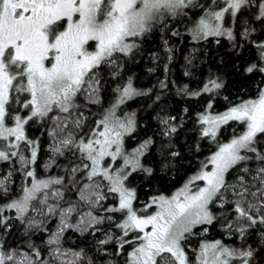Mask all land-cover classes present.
Wrapping results in <instances>:
<instances>
[{
	"label": "snow or ice",
	"instance_id": "snow-or-ice-1",
	"mask_svg": "<svg viewBox=\"0 0 264 264\" xmlns=\"http://www.w3.org/2000/svg\"><path fill=\"white\" fill-rule=\"evenodd\" d=\"M252 4L253 0H208L207 4L197 0H0V161L16 159L25 169V176L32 180L23 195L15 199L9 197L10 189L0 181V201H4L0 203V264H94L87 252L64 259L69 253L61 248L62 234L72 229L81 233L91 230L94 235L101 231L97 225L106 221L109 230L104 234L108 238L98 241L97 253L106 252L105 245L115 239L117 255L126 245L133 246L128 264H192L184 241L195 234L197 226L216 221L213 207L219 210L226 205L231 213L225 217L226 227L244 239L259 232V251L253 245L237 250L218 240L201 245L199 264H232L233 260L237 264H264V79L257 84V99L231 106L216 116L206 112L199 115L202 137L215 140L219 126L229 121L243 124L245 130L219 146L175 195H159L144 204L145 213L149 208L159 209L155 214H138L133 207L136 192L126 182L137 171L152 175L153 169L144 167L141 158L157 144L161 164L180 156L172 150V138L180 127L177 118L161 116L156 133L127 152L124 137L135 131V120H121L115 108L145 93L136 91L129 80L126 86L116 89V105L92 128L86 127L87 116L78 111L81 105L77 103L79 96L86 97L88 104L100 102L101 79L96 70L103 64H115L113 57L117 54H133L136 44L128 42L130 38L150 31L160 15L176 16L190 7L207 9L191 29L193 40L226 37L237 50L250 40L259 56L242 68L237 64L233 67L252 77L264 76V33L252 35L255 21L264 27V3L257 5L254 18L247 12ZM245 15L249 19L241 21ZM222 21H234L240 30L234 34L222 26ZM90 41L95 42L94 51L87 47ZM116 75L113 72L114 78ZM222 87L221 82L210 79L203 91ZM13 104L26 109L25 115L18 114L20 109H14ZM207 107L211 108V103ZM45 118L52 122L49 135L53 156L69 152L78 161L65 170L67 183L64 177L36 179L29 167L37 160L38 142L25 136L24 125ZM9 121L14 126H8ZM9 137L14 139L8 142ZM209 165L211 170L206 171ZM233 170L235 175L230 181L228 176ZM85 180L87 183L81 186ZM52 185L62 187L45 191ZM71 187H77L79 200L89 209L74 224L68 220L78 205L65 208L59 203L64 198L63 188ZM38 192H45L44 197L38 198ZM110 197L115 204L105 206ZM49 198L56 203L48 204ZM8 211L15 214L8 216ZM30 211L45 218H59L60 226L46 241L50 260L44 259L31 241V230L44 221H37L35 215H29ZM14 222L25 225L27 252L8 243ZM112 228L119 231L110 234ZM209 250L211 261L207 259Z\"/></svg>",
	"mask_w": 264,
	"mask_h": 264
},
{
	"label": "trees",
	"instance_id": "trees-1",
	"mask_svg": "<svg viewBox=\"0 0 264 264\" xmlns=\"http://www.w3.org/2000/svg\"><path fill=\"white\" fill-rule=\"evenodd\" d=\"M262 1L253 0V4L247 9L253 18L258 10L257 5ZM199 2L201 3V0ZM203 10L205 11L202 8L190 7L176 16H171L168 13L159 16L158 21L152 24L151 30L140 38L133 54L115 56V58L113 57L115 66H101L96 70L101 79L99 103L88 104L86 97H77V103L81 105L78 111L85 112L87 116L86 127L92 128L116 104L119 96L116 89L126 86L129 80L132 81L136 91L145 93V95L132 97L118 107L119 113L131 111L136 116L135 131L124 138L128 152L156 133L161 116H175L179 121V131L172 138V150L179 152L180 156L172 158L167 164H161L162 157L157 144L155 148L150 149L148 154L141 158L144 167L153 169L152 175L137 171L129 177L128 185L136 192L135 206L159 195H171L196 174L207 156L216 150L213 142H209L208 138L202 137L200 134L202 126L197 122L199 115L204 114V112H219L239 100L254 97L258 92L257 84L263 79V76L252 77L233 67L234 64H237L242 68L246 62H254L259 56L255 45L251 44L250 40L245 41L238 50L226 37L215 40L208 38L200 42L193 40L191 29L196 26L204 14ZM248 19V15L241 17V21ZM252 27L255 29L252 33L253 36H260L264 33V27L259 26V21H255ZM239 30L238 25L233 21V33L235 34ZM174 32L180 34L173 35ZM113 72L117 73L115 78ZM210 79L218 80L223 84V87L204 93L203 88ZM209 100L213 102L210 110L207 107ZM12 107L15 109L14 104ZM234 125L230 123L223 127L221 135H226L230 130H238L242 127L241 124H238L233 129ZM24 129L25 136L27 135L29 140L38 142L37 160L29 166L32 168L31 170L35 171L36 178L47 180L64 177L67 183L65 170L72 163H78V161L69 152L63 156H53L52 151H49V133L52 131L51 120L45 118L40 122L29 121ZM156 139L159 140V137L157 136ZM23 154L27 157L29 153L25 150ZM24 173L25 169L16 159L10 162L0 161V181H3L10 189L8 193L10 198L15 199L23 195V189L29 180V177H26ZM234 175L233 170L228 179L231 181ZM84 183L87 181H81V186ZM58 187L62 186L52 185L50 189L45 191L50 192ZM44 195L45 192L37 193L38 198H43ZM63 197L59 201L62 207L78 205L68 220L70 224H74L80 219V214L87 213L88 206L79 200L77 187L63 188ZM3 202L0 201V203ZM54 203L56 201L51 198L48 199V204ZM104 204L105 206L114 205L115 200L109 198ZM228 207L226 205L225 209L219 210L213 207L217 219L211 225H206L208 234L203 239L207 241L218 239L238 250L253 245L259 251L261 241L259 232L248 234L246 239L241 238L239 242L235 241V237L229 240L221 237L217 227L224 228L226 226L225 217L231 215L227 211ZM93 211L98 213L99 209H93ZM6 214L13 216L15 213L8 211ZM29 215H32L31 211ZM115 215L119 217V214ZM36 219L37 221L43 220L44 223L31 230V241L41 250L44 259L50 260L51 256L46 241L60 226L59 218L36 216ZM97 227L101 231L94 235L91 230L83 233L72 229L65 231L62 234L61 248L67 251L69 256L64 259H73L77 252H87L92 257L94 264H128L129 252L127 253V251L131 247L126 245L117 255L115 248L118 244L115 239L105 245L106 252L97 253L95 251L99 247L98 241L108 238L104 233L109 230V222L106 221ZM24 229L25 225L14 222L12 234L7 237V240L11 245H18L22 252H27L29 249L25 244ZM197 230L199 229L195 228L194 232ZM118 231V229L112 228L110 234ZM198 241L200 240L188 238L184 242L192 244Z\"/></svg>",
	"mask_w": 264,
	"mask_h": 264
},
{
	"label": "rangeland",
	"instance_id": "rangeland-1",
	"mask_svg": "<svg viewBox=\"0 0 264 264\" xmlns=\"http://www.w3.org/2000/svg\"><path fill=\"white\" fill-rule=\"evenodd\" d=\"M200 0H197V2L198 3H200L199 2ZM201 3H203V4H207L208 3V0H201ZM261 3H264V0L261 2ZM212 8H215L216 10H220L218 7H217V5H212L211 6ZM207 9H205V11H206ZM203 12H204V10H203ZM161 16V15H160ZM229 20V18L227 17V15H226V17H225V21H228ZM156 21H158V18H157V20ZM156 21H154V22H156ZM153 22V23H154ZM221 24H222V26L223 27H227V28H230L231 30H232V24H233V22H230V23H226V22H224V21H222V22H220ZM142 37V36H141ZM141 37H137V38H130L129 39V41L128 42H130V43H135L136 44V46H137V44H138V41L140 40V38ZM209 38H212V39H216V38H221V37H209ZM225 38V37H224ZM195 41V40H194ZM87 47L89 48V50L90 51H94L95 50V42L94 41H90L89 42V44L87 45ZM136 48V47H135ZM119 54H117V56H118ZM114 58H115V56H114ZM101 66H106V67H108V66H115V64H112V65H110V64H103V65H101ZM263 79H264V76H263ZM131 83H132V81H131ZM132 87H133V85H132ZM134 88V87H133ZM135 89V88H134ZM136 90V89H135ZM204 92V91H203ZM204 93H207V92H204ZM134 97V96H133ZM258 98V92L255 94V96L254 97H252V98H249V99H246V100H239L238 102H236L235 104H232V105H229V106H227L226 108H224V109H222L221 111H219V112H215V111H211V112H207V114L209 115V116H216V115H219V114H222V113H224L225 111H227L228 110V108H230L231 106H234V105H238V104H240L241 102H244V101H247V100H254V99H257ZM21 99H22V97H21ZM130 99H132V98H130ZM127 100H129V99H127ZM127 100H125L124 102H126ZM123 102V103H124ZM123 103H121V104H123ZM209 103H211V105L213 106V102H212V100H209V102H208V104ZM116 105V104H115ZM14 106H15V108H19V109H21V111H19V113L18 114H20V115H25V113L27 112V110L26 109H23L19 104H14ZM119 106H120V104H119ZM118 106V107H119ZM118 107H116L115 108V112H116V116L117 117H119L121 120H124V119H126L127 117H132L134 120H135V114L133 113V112H131V111H123V112H121V113H119L118 112ZM212 108V107H211ZM211 108H208L209 110L211 109ZM205 113V112H204ZM41 120H36L35 122H40ZM230 123H232V124H235L234 126H233V129H234V127L236 126V125H238V124H241V123H239V122H237V121H229L227 124H221L220 126H219V128H218V131H217V136H216V138H215V140H212V139H210V138H208V141L209 142H213V144H214V147L216 148V150L215 151H213V153H211L210 155H208L207 156V159L205 160V162L216 152V151H218V149H219V146H221V145H223V144H226V143H229L230 141H231V139H233L234 137H236V136H239V135H241L242 133H243V131L245 130V126L243 125V124H241L242 125V127L240 128V129H238V130H230L226 135H224V134H222L221 135V129L223 128V127H226V125H228V124H230ZM26 125V124H25ZM25 125H24V127H25ZM8 126H14V123L12 122V121H9L8 122ZM25 130V129H24ZM25 133V132H24ZM26 137H27V135H26ZM126 137V136H125ZM124 137V138H125ZM14 138H12V137H9V141L8 142H11L12 140H13ZM49 143H50V146L48 147V149H49V151H52L51 150V145H52V137L50 136V141H49ZM124 150L125 151H127V149H126V145H125V139H124ZM134 149H132V150H130L129 152H131V151H133ZM128 152V151H127ZM105 163H107V161H105ZM119 163H121V165H122V161H120ZM32 169V168H31ZM206 171L207 170H211V165H209V168L208 169H205ZM34 171V170H33ZM199 172V171H198ZM197 172V173H198ZM34 173H35V171H34ZM196 173V174H197ZM196 174H194V175H196ZM193 175V176H194ZM35 176H36V173H35ZM192 176V177H193ZM37 179V178H36ZM232 179V178H231ZM190 180V179H189ZM188 180V181H189ZM188 181L187 182H185L180 188H178L177 190H175L171 195H169V196H165V197H171V196H173V195H175L181 188H183L184 187V185L186 184V183H188ZM28 182V184H25V188L26 187H29L30 186V184H31V182H32V180H31V178H29V180L27 181ZM127 183V185H128V181L126 182ZM197 184L198 185H200V186H203V182H200V181H198L197 182ZM129 186V185H128ZM193 187V190H195V187H196V185H193L192 186ZM131 188V187H130ZM39 193V192H38ZM110 199H112L111 197H110ZM151 200H149V201H147V202H145V203H148V202H150ZM145 203H142L140 206L138 205V206H135L134 205V201H133V207L135 208V209H137V211H138V214L139 215H147L148 213H151V214H155L157 211H159V209H157V208H155V207H153V208H149L148 209V212L147 213H145L144 211H143V207H144V204ZM32 213V215H35V216H37V217H40L39 215H37V214H35V213H33V212H31ZM228 222V221H227ZM207 226H209V225H207ZM196 228H198L199 230H197V232H194L195 234L194 235H189L188 236V238L190 239H192V240H195V239H197V240H200V241H198V242H193L192 244H189V242H184V245H185V252H186V256L189 258V260L192 262V264H199V258H200V253H201V245L202 244H212V243H215L216 241H218V239H211V240H209V241H207L206 239H203L204 237L206 238V236H207V234H208V228L206 227V225H201V226H197ZM207 229L206 231H204V229ZM217 229L219 230V233H220V235H221V237L223 238V239H225V240H229V239H232L233 237H235V241L236 242H239L240 241V237H239V234L238 233H233V231L232 230H230V229H228L226 226H224V228H221V227H217ZM193 231H195V229L193 230ZM132 234H130V236H131ZM187 238V239H188ZM220 241V240H219ZM221 243L223 244V245H225V246H228V247H230V248H235L234 246H231V245H229L228 243H224L223 241H221ZM131 248L127 251V253H128V259H129V254L132 252V250H133V246L132 245H129ZM235 249H237V248H235ZM238 250V249H237ZM207 259H209V261H211V259H212V250H209L208 251V256H207ZM232 264H237V262L235 261V260H233L232 261ZM259 264V263H258Z\"/></svg>",
	"mask_w": 264,
	"mask_h": 264
}]
</instances>
